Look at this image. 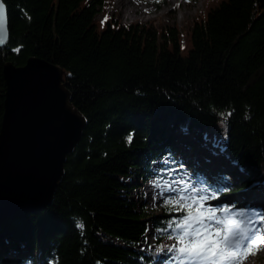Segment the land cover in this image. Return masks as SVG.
I'll return each mask as SVG.
<instances>
[{"label": "trees", "instance_id": "trees-1", "mask_svg": "<svg viewBox=\"0 0 264 264\" xmlns=\"http://www.w3.org/2000/svg\"><path fill=\"white\" fill-rule=\"evenodd\" d=\"M3 1L0 128L4 65L31 57L63 68L87 124L52 204L0 225V264H175L171 229H159L181 213H149L127 179L145 180L182 138L189 154L201 146L233 167L241 187L217 198L249 186L264 195V0H219L189 36L175 25L100 23L109 0ZM152 227L157 242L144 251Z\"/></svg>", "mask_w": 264, "mask_h": 264}, {"label": "water", "instance_id": "water-1", "mask_svg": "<svg viewBox=\"0 0 264 264\" xmlns=\"http://www.w3.org/2000/svg\"><path fill=\"white\" fill-rule=\"evenodd\" d=\"M0 33V48L10 39ZM6 93L0 128V225L8 218L52 204L65 165L87 120L73 105L62 67L31 57L4 65Z\"/></svg>", "mask_w": 264, "mask_h": 264}, {"label": "rangeland", "instance_id": "rangeland-1", "mask_svg": "<svg viewBox=\"0 0 264 264\" xmlns=\"http://www.w3.org/2000/svg\"><path fill=\"white\" fill-rule=\"evenodd\" d=\"M219 0H109L107 6L98 15V22L103 23L107 19L119 21L123 24L149 23L158 29L169 26H177L185 35L189 36L190 30L195 22L205 18L208 9ZM137 10L129 15L130 9ZM107 17V19H105ZM203 138V137H202ZM183 145L176 150L175 154H161L150 167V172L145 180H138L135 176L127 180L137 183L139 187L135 190L134 196L140 200L145 209L151 214L162 213L164 199L173 195L169 192L165 182H175L179 180L189 181L194 187L201 189V194L206 188L228 191L231 188L241 187V181L236 177L233 167L223 161L218 155L206 152L201 146L194 149L189 154L188 147L184 143H189L186 138L181 139ZM205 140V139H204ZM186 155H189L188 159ZM203 155L206 157H203ZM223 165V166H222ZM164 169H167L164 171ZM163 178L161 181L160 178ZM159 181V186L157 184ZM175 186V185H174ZM163 188V195L161 189ZM215 207L225 204L235 205L237 208H255L257 211H264V195L260 194L252 187L231 194L229 196L208 201ZM157 230L153 227L147 234V240L141 245V249L146 251L154 247L157 242ZM173 229L165 239L170 247L176 241L172 239ZM175 253L170 251L173 261ZM171 263L168 261L167 264ZM243 264H264V248L243 262Z\"/></svg>", "mask_w": 264, "mask_h": 264}, {"label": "snow or ice", "instance_id": "snow-or-ice-1", "mask_svg": "<svg viewBox=\"0 0 264 264\" xmlns=\"http://www.w3.org/2000/svg\"><path fill=\"white\" fill-rule=\"evenodd\" d=\"M6 27V10L0 0V33ZM127 139L131 142L132 136ZM164 186L174 193L163 201L167 211L181 213L167 222V228L159 229H173L171 238L176 242L168 250L175 253V264H243L264 248V211L229 204L215 207L208 201L219 196L218 189L206 188L201 194L200 188L186 180L165 182ZM79 226L83 228V222ZM163 250L164 246L158 249Z\"/></svg>", "mask_w": 264, "mask_h": 264}, {"label": "bare ground", "instance_id": "bare-ground-1", "mask_svg": "<svg viewBox=\"0 0 264 264\" xmlns=\"http://www.w3.org/2000/svg\"><path fill=\"white\" fill-rule=\"evenodd\" d=\"M173 2L174 1H177V0H172ZM120 2H122V0H120ZM137 10H135V8L134 9H130V12H129V15L131 14V13H133V12H136Z\"/></svg>", "mask_w": 264, "mask_h": 264}]
</instances>
